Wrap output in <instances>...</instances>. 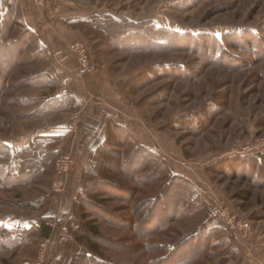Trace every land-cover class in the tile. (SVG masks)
<instances>
[{
	"label": "rangeland",
	"instance_id": "1",
	"mask_svg": "<svg viewBox=\"0 0 264 264\" xmlns=\"http://www.w3.org/2000/svg\"><path fill=\"white\" fill-rule=\"evenodd\" d=\"M28 1L32 28L17 15L18 0H0V43L10 45L0 51V137H12L11 154H21L14 166L37 170L20 185H0V226L14 240L0 245V264H35L46 238L43 264H61L68 256L55 257L56 235L73 249L70 264L85 251L76 240L92 232L103 263L264 264V0H54L46 20L47 6ZM39 36L69 42L62 62ZM76 40L90 56L84 75L69 49ZM149 40L156 46L137 48ZM39 76L42 85L34 83ZM44 124L35 134L59 139L35 136L29 148L38 153H23L19 142ZM136 146L163 162L157 181H149L154 163L131 159ZM61 155L70 162L57 175ZM104 176L109 183L98 185ZM56 179L64 181L62 192L52 189ZM65 194L72 198L68 213L50 217L48 203ZM154 198L162 205L146 219ZM30 201L37 206L19 205ZM220 204L248 223L239 239L214 213ZM7 215L34 228L7 225ZM144 220L158 230L144 232ZM86 263L83 256L75 261Z\"/></svg>",
	"mask_w": 264,
	"mask_h": 264
},
{
	"label": "trees",
	"instance_id": "2",
	"mask_svg": "<svg viewBox=\"0 0 264 264\" xmlns=\"http://www.w3.org/2000/svg\"><path fill=\"white\" fill-rule=\"evenodd\" d=\"M6 1H9V0H6ZM5 3H7V2H5ZM6 12L7 13H10L9 10H6ZM10 24H11V22H10ZM146 32L148 33V29L146 30ZM161 32L163 34H166V36H167L166 38H168V37H170V35H173L174 34V32H169L168 30H161ZM3 33H4L5 36L6 35L8 36L9 28L7 27L5 30L3 29ZM131 33L133 35H136V36L138 35L136 31L135 32L132 31ZM149 42H151V40H149L147 43L139 44L137 46V48H149V47H155L156 46V44L149 45ZM0 46H2L0 48V51L4 47L5 48L7 47V49H9V47H10V45H7V44H3L2 45V43H0ZM0 67L2 69H5L3 63H1V62H0ZM34 81H35L34 83L36 85H40L42 83V81H44V79H42V76H39V77L35 78ZM38 81H40V82H38ZM46 104H47V106L50 107V104H48V103H46ZM27 151H29L31 153H34V155H36L38 153L37 152L38 151L37 149L35 150L33 148H29V146H28V148H25L22 152L25 153ZM23 153H22V155H23ZM20 156H21V154H19V153L12 155L9 146L6 145V144L0 143V171L2 172V179H0V185L1 186H6L7 188H9V187H12V184L14 186L15 185H20L21 183H24V182L29 181L32 178V175H34V173L37 171V170H35V171H33V173L32 172H29V171H26L24 169V166L22 165V163L18 167L17 166H14V163L16 161H18V158H20ZM49 157L50 156H47V157L45 156V159H48ZM132 157L133 158H131V159H135L136 157H139L141 159V161H142L143 164L150 165V164L154 163V165H155V172L153 173V175L149 179L150 182H155V181H157L160 178V176H161L160 175V172L163 170V168H162L163 162H161L159 160V157L157 156L156 153H154L153 151H150L147 148H143L142 146H136V151H135V153L133 154ZM256 159H260L261 160L260 157L259 158L257 157ZM162 176H163V173H162ZM12 179H13V181H12ZM169 179H170L169 180V182H170V181L174 180L175 178H172V176H171ZM4 181L7 182V183H5ZM96 181H98V180H96ZM102 181H104L103 184H105V183L107 184V182L109 183V180H108V178H106V176H104L103 179H99L98 185H100ZM171 187H173L172 184H171ZM177 189L178 190L175 191V192L177 193V196H179V199L181 197V199H182V200L180 199L181 201H183V200L185 201L186 200L187 203H189L188 202L189 201V195L181 193V190H179L180 187H178ZM91 191H93V193H94L95 190L94 189H91ZM95 194H96V192L94 193V195H92L91 197H89L92 200V203L90 202L91 203L90 204V207H93V206H95L97 204V201L94 200V198L97 196V194L96 195ZM81 198L83 199L82 196H81ZM196 200L197 199H195V201ZM77 203L75 202L73 204V209H75L74 210L75 213L77 211V207L79 206ZM80 203H81L83 209H90V208H87L88 207L87 206V202L84 199L81 200ZM178 203H180V201ZM19 205H21V207L31 208V207L37 206V203H36V201H30V202L21 203ZM160 205H162V203H160V199H155V198L152 199V201L148 203V208L145 209L146 210L145 213H147L146 219H147V217L149 218V216L153 212H155ZM75 206H76V208H75ZM194 206L195 205H193V204L192 205L186 204V206L182 207L181 212L179 211L178 216L179 215H183V213L184 214H187V212L189 211L190 207H194ZM149 224H150L149 221H146L145 222V220H144L143 222L139 223V226H140V228L144 232L151 231L153 228L155 230H158V225H154L152 227H149L150 226ZM146 225H147V227H146ZM47 233H49V231ZM11 237H12V235H11ZM11 237H10V233L7 232V230L4 227L0 226V245L3 244L4 247L11 246V242L14 241V240H10ZM97 238H99V235L97 233H94V232H92L90 235L83 234L82 236H79V239L76 240V242L81 246V248H84L85 251L84 252L81 251L78 254H76L72 258V261H71L70 264H75L76 259L77 258H80L82 256L84 257V259L86 258V260L88 261L89 264H111L109 262L103 263L101 259L99 260V259L95 258V255H94L95 253H93V250L96 249L97 245L94 243L93 239H97ZM83 240H86L88 242V245H89L88 248L89 249H86ZM0 247H3V246H0ZM168 259H171V256ZM168 259H166V260H168ZM184 260H185V258H184ZM88 263H86V264H88ZM180 264H186V262L180 260Z\"/></svg>",
	"mask_w": 264,
	"mask_h": 264
},
{
	"label": "crops",
	"instance_id": "3",
	"mask_svg": "<svg viewBox=\"0 0 264 264\" xmlns=\"http://www.w3.org/2000/svg\"><path fill=\"white\" fill-rule=\"evenodd\" d=\"M54 0H49L48 3H47V7L44 9L43 13H42V16L44 17V19L46 20V18L49 16V13H51L52 9H55V8H52V6L54 7L55 5L51 4V2H53ZM19 7V11H17V15L20 17L21 21L23 23L26 24V26L28 25V27L32 28L31 26L33 25L32 24V19L34 20L35 17H34V14L32 13V8H31V5H30V2L28 0H18V5ZM32 24V25H31ZM43 26V25H42ZM39 41L42 45L46 44L50 50L52 51V57L53 59L55 60L56 63H60L62 62L63 60V57H64V54H65V48L67 47L68 43L69 42H66V40H52L50 38V40L44 36H39ZM55 45V46H54ZM54 46V47H53ZM57 66V64H56ZM43 88V87H42ZM41 98V97H39ZM94 115H97L96 112H94L92 114V116ZM95 126L97 125V129H98V133L97 135L95 136L96 138H99V140L101 139L100 137V134L101 132L99 131L102 127L100 121H99V117H96V121L95 123ZM99 124V126H98ZM44 126H48V124H44L42 126H38L36 128H33L31 130H29L26 134H25V138L23 140H21L22 142H19V146H21L22 148H26L28 147L33 141V138H35V136H47V137H50L52 140V142L56 141L59 139V134H55L54 132H48V133H37V135L35 134L36 131L38 130H41L43 129ZM93 130H95V133L94 132H90V134H93L91 139L94 140V135L96 134V129L95 127H91ZM55 131V130H54ZM33 133V135H31ZM55 135V136H54ZM12 140L13 138L12 137H0V143L2 144H6L8 146H10V149L13 150V144H12ZM98 141V139H97ZM99 142V141H98ZM97 142V143H98ZM90 143V141H89ZM88 143V144H89ZM92 144V142L90 143ZM46 147H44L45 149ZM14 150H17L16 148ZM50 149L46 148L45 150L41 151L43 152V154H46V152L48 153ZM78 165H81V164H78ZM70 181V179H69ZM71 182V181H70ZM51 202L48 203V211L47 213L49 214V216H55V215H58L60 217L64 216L66 213H68L69 211V208H70V203L72 201V198H71V194H65L64 196H57V198H53L52 200H50ZM1 220L5 221V223L8 225H25L27 226L26 227V230H31L33 229L34 227L29 223L28 220H24L22 218H18V217H15V216H10V215H7L5 217H3ZM34 224L36 225V229L38 228V224H39V221L35 218L34 220ZM31 226V227H30ZM48 227L46 226H42L41 227V230L42 231H45L44 233H47L48 232ZM40 232V229H37V232ZM50 234V233H49ZM46 235V234H44ZM56 237L58 238L56 240V251H57V255L55 257H58L60 253L63 254V256H68V257H64L65 259H61V264H69V261H70V258L73 254V249H70L69 247L65 248V244H62L60 245V240L62 239L61 236H57ZM75 251V250H74ZM72 252V253H71ZM70 256V257H69ZM60 260H55L52 262V264H60L59 262Z\"/></svg>",
	"mask_w": 264,
	"mask_h": 264
},
{
	"label": "built area",
	"instance_id": "4",
	"mask_svg": "<svg viewBox=\"0 0 264 264\" xmlns=\"http://www.w3.org/2000/svg\"><path fill=\"white\" fill-rule=\"evenodd\" d=\"M30 1L35 7L42 8L45 5H47L49 0H30ZM69 49L75 56L78 73L80 75L86 74L89 71V68L92 67V65L90 64V60H89L90 56L86 49L85 42L80 40L73 41L69 44ZM260 148L264 150V146ZM69 162L70 160L66 155H61L58 158L57 169H56L57 175H61L62 173H65L67 171ZM63 184H64L63 180L56 179L52 184V189L55 192H62ZM214 213L219 215L224 220L226 226L231 231V233L236 237V239H239L242 232L245 234L249 231L248 223L237 220L235 214H233L232 211H230L227 207L220 204L214 210ZM48 242H49L48 238L41 241L39 246L37 261L35 264H43L44 254L46 253Z\"/></svg>",
	"mask_w": 264,
	"mask_h": 264
}]
</instances>
